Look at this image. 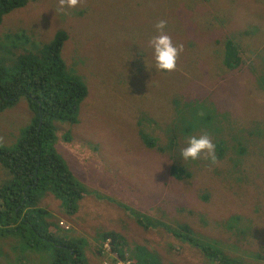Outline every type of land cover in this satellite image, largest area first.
I'll use <instances>...</instances> for the list:
<instances>
[{
    "label": "rangeland",
    "instance_id": "1",
    "mask_svg": "<svg viewBox=\"0 0 264 264\" xmlns=\"http://www.w3.org/2000/svg\"><path fill=\"white\" fill-rule=\"evenodd\" d=\"M260 14L264 0H80L76 8L63 9L60 0H31L4 18L0 43L15 40L18 53L36 52L66 31L63 60L88 86L78 122L54 120L56 152L84 190L78 212L69 214L65 200L50 190L40 204L53 220L66 222L57 232L75 237L88 264H115L99 253L111 231L125 238V246L145 249L156 264H218L187 239L184 226L192 229L198 244L242 264H264V236L259 240L254 234V229L260 235L264 231V99L256 80L264 70ZM213 16L228 26V35L242 34L236 40L246 61L242 73L221 76L226 54L214 47L219 31L205 28ZM161 20L174 44L183 46L176 73L155 71L149 42ZM252 23L259 28L256 37L244 36ZM129 50L145 57L131 63ZM176 100L203 106L195 115L211 119L193 121L194 132L187 136L208 135L217 163L202 154L197 168L188 167L192 181L179 182L168 174L169 160H179L186 146L185 126L173 129L184 144L175 150L169 146L170 117L179 113ZM33 119L26 97L1 112L0 145L17 146ZM238 160L243 166L234 178L230 169ZM9 178L0 163V188ZM255 184L258 190H252ZM212 186L210 201L200 199L201 191ZM234 227L243 229L240 241ZM25 245L19 236L0 231V264H54L50 249Z\"/></svg>",
    "mask_w": 264,
    "mask_h": 264
},
{
    "label": "trees",
    "instance_id": "2",
    "mask_svg": "<svg viewBox=\"0 0 264 264\" xmlns=\"http://www.w3.org/2000/svg\"><path fill=\"white\" fill-rule=\"evenodd\" d=\"M30 1L0 0V24L8 14L15 9L26 7ZM256 18H262L264 22V14L257 15ZM220 22L219 18L213 16L205 28L219 31L216 33L218 37H216L214 47L218 45L220 55L225 51V61L222 62L220 71L222 77H228L231 72L242 73L244 71L242 65L246 61L240 53V45L236 43L237 38H241L242 34L235 32L238 36L235 33L228 35V26ZM258 32L259 28L252 23L243 31V34L254 38ZM68 38L66 31H59L54 35L52 42L40 46L36 52L32 53H18L19 48L16 41L9 37L6 42L0 43V113L15 106L22 97L29 100L30 108L34 113L31 125L25 130L17 146L10 148L0 145V163L10 175L9 180H6L0 188V231L3 236H19L26 244L25 247L50 249L55 253L54 264H88L82 248L77 247L75 237L63 236L57 232L58 229L63 228L62 221L53 220L50 212L40 207L45 192L50 190L65 200L68 213L75 215L78 212V203L84 197L83 187L55 149L57 129L54 120L76 124L79 120L81 104L89 93L82 76L80 77L77 72L74 74L70 72L63 60L62 51ZM129 51L130 54L126 55V58L128 57L131 63L145 57L135 51L132 54L131 50ZM176 72L175 70L174 73ZM259 74L262 75L256 80L259 82L260 89L263 90L264 99V70ZM256 80L249 82L252 87L254 84L256 86ZM137 106L138 103L134 105V107ZM175 107L179 113L171 115L172 127L168 131L171 150H175L188 138L187 135L194 132L193 121L201 122L204 119L211 121V119H203L200 113L195 115L203 106L192 103V101L181 103L176 100ZM41 121H43L42 125ZM176 126H185L186 135L182 133L183 142L179 141L181 138L178 140L174 136L173 129ZM156 143L157 140L154 139L150 142L153 146ZM242 153H246V150L243 149ZM241 156L245 159V156ZM179 157L177 161L169 160L168 174L179 182L192 181L194 176L188 171V167L197 168L198 161L189 160L185 168L181 167L182 162L185 163V161L182 160L180 151ZM257 157L260 160L261 156ZM236 163L238 166L236 167L235 164L233 169H230L234 172V178L239 175V170L243 166L242 160ZM226 174V170L221 172L222 176ZM193 183L194 181L189 184ZM260 183L262 184L261 181ZM244 185L246 184H242ZM215 186L201 191L200 199L209 202L214 194ZM255 186L258 190L259 185L257 184L252 187V190ZM260 195L264 198V193ZM262 210L259 209L257 212L262 214ZM258 218H261V215ZM248 220L251 223L250 230L253 231L254 223L251 219ZM255 222H257L256 217ZM182 229L188 240L194 242L208 258L216 260L218 264H242L235 258L224 255L220 250L198 244L192 237L191 228L184 226ZM241 230H243L241 227L233 228L239 241L244 235L240 232ZM66 231H72V228L67 226ZM254 234L260 240L264 236V231H261L260 235V232L254 229ZM107 243L111 252L117 254L121 261H131L132 264H156L154 257L144 262L145 249L142 251L140 246H125V238L115 231L104 235V245L99 250L101 256L106 259L111 258L105 247ZM114 261L117 263L115 259Z\"/></svg>",
    "mask_w": 264,
    "mask_h": 264
},
{
    "label": "clouds",
    "instance_id": "3",
    "mask_svg": "<svg viewBox=\"0 0 264 264\" xmlns=\"http://www.w3.org/2000/svg\"><path fill=\"white\" fill-rule=\"evenodd\" d=\"M80 3V0H60V7L63 8H76ZM167 22L161 20L155 25L156 35L150 40V45L153 51V58L155 62V71L171 73L177 68V62L180 53L183 51L182 45L174 44L170 35L167 34ZM186 146L181 149L180 156L183 161L197 160L202 154L206 155V158L211 164L217 163L216 146L212 142L208 135L191 136L185 141ZM64 226V223H61ZM67 228V227H66ZM113 253V252H112ZM128 255V254H127ZM118 264L121 260L119 257H115ZM149 259L144 256V262ZM125 262V261H124ZM104 264H107L105 261Z\"/></svg>",
    "mask_w": 264,
    "mask_h": 264
},
{
    "label": "built area",
    "instance_id": "4",
    "mask_svg": "<svg viewBox=\"0 0 264 264\" xmlns=\"http://www.w3.org/2000/svg\"><path fill=\"white\" fill-rule=\"evenodd\" d=\"M105 247H106V250L108 251V253L111 254V253H112V252H111V248H110V246H109L108 243L105 245ZM113 255H114L115 257H118L117 254H113ZM118 264H132V262H131V261H127V262L120 261Z\"/></svg>",
    "mask_w": 264,
    "mask_h": 264
},
{
    "label": "flooded vegetation",
    "instance_id": "5",
    "mask_svg": "<svg viewBox=\"0 0 264 264\" xmlns=\"http://www.w3.org/2000/svg\"><path fill=\"white\" fill-rule=\"evenodd\" d=\"M113 254H114V253H111V254H109V255H110V257H111L112 259H115ZM105 261H106V260H105ZM106 262H107V261H106ZM107 264H108V262H107Z\"/></svg>",
    "mask_w": 264,
    "mask_h": 264
},
{
    "label": "crops",
    "instance_id": "6",
    "mask_svg": "<svg viewBox=\"0 0 264 264\" xmlns=\"http://www.w3.org/2000/svg\"><path fill=\"white\" fill-rule=\"evenodd\" d=\"M62 223H65L66 224V222L65 221H62ZM105 262V261H104ZM104 262H100L99 264H104Z\"/></svg>",
    "mask_w": 264,
    "mask_h": 264
},
{
    "label": "water",
    "instance_id": "7",
    "mask_svg": "<svg viewBox=\"0 0 264 264\" xmlns=\"http://www.w3.org/2000/svg\"><path fill=\"white\" fill-rule=\"evenodd\" d=\"M42 122H43V121H41V125H42ZM41 125H40V126H41Z\"/></svg>",
    "mask_w": 264,
    "mask_h": 264
}]
</instances>
